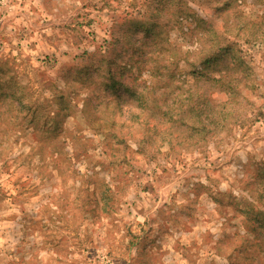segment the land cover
I'll list each match as a JSON object with an SVG mask.
<instances>
[{
    "label": "rangeland",
    "instance_id": "1",
    "mask_svg": "<svg viewBox=\"0 0 264 264\" xmlns=\"http://www.w3.org/2000/svg\"><path fill=\"white\" fill-rule=\"evenodd\" d=\"M94 23L86 0H0V100L19 85L15 76L4 79L8 72L30 69L32 87L51 96L49 77L88 84L105 64L97 96L129 94L125 77L142 54L139 34L156 26L115 25L106 56L69 64L79 56L77 42L96 32ZM60 103L45 120L0 104V264H222L208 238L213 220L240 210L235 197L203 203L201 166L179 144L155 147L135 113L127 121L109 118L101 104L74 116L64 97ZM210 123L205 160L218 151L212 137H235V124ZM249 162L264 175V160ZM236 163L247 167L239 157ZM247 219L255 240L228 264H264V211L249 207Z\"/></svg>",
    "mask_w": 264,
    "mask_h": 264
},
{
    "label": "clouds",
    "instance_id": "2",
    "mask_svg": "<svg viewBox=\"0 0 264 264\" xmlns=\"http://www.w3.org/2000/svg\"><path fill=\"white\" fill-rule=\"evenodd\" d=\"M86 2L96 32L87 34L82 44L77 42L79 56L69 58V64H79L88 54L106 56L115 25L141 21L156 26L151 35L139 34L144 39L142 54L129 65L125 77L129 94L121 98L111 93L97 96V87L107 76L106 64L88 84L49 77L53 81L51 96L32 87L31 70L25 68L19 75L12 71L4 77L15 76L19 85L16 83L14 94L5 96L0 104L23 110L20 116L35 113L37 119L44 120L56 116L61 97L67 105L64 109L74 116H89L101 104L109 118L127 121L135 113L138 127L149 139L155 137V147L179 144L191 154L194 165L201 166L197 171L206 186L203 203L235 197L240 210L232 207L213 220L215 227L208 238L217 259L228 264L236 249L255 240L248 228V208L264 211V175L249 162L264 160V0ZM69 51L73 49L69 47ZM214 119L229 127L235 124V137H212L218 151L205 160V134ZM253 124V132H248ZM176 155L182 158L179 152ZM237 157L247 167L238 165Z\"/></svg>",
    "mask_w": 264,
    "mask_h": 264
},
{
    "label": "trees",
    "instance_id": "3",
    "mask_svg": "<svg viewBox=\"0 0 264 264\" xmlns=\"http://www.w3.org/2000/svg\"><path fill=\"white\" fill-rule=\"evenodd\" d=\"M225 51H227V50H225ZM254 214V213H253ZM259 214H262V212H260ZM257 215V214H256ZM253 218L252 217H249V220H252Z\"/></svg>",
    "mask_w": 264,
    "mask_h": 264
}]
</instances>
